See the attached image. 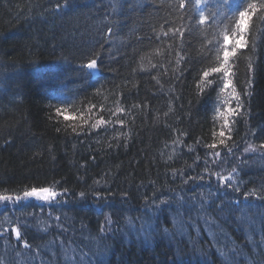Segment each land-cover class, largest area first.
I'll return each mask as SVG.
<instances>
[{
  "label": "trees",
  "instance_id": "16d2710c",
  "mask_svg": "<svg viewBox=\"0 0 264 264\" xmlns=\"http://www.w3.org/2000/svg\"><path fill=\"white\" fill-rule=\"evenodd\" d=\"M262 144L264 0H0V264H264Z\"/></svg>",
  "mask_w": 264,
  "mask_h": 264
},
{
  "label": "snow or ice",
  "instance_id": "6c2138e0",
  "mask_svg": "<svg viewBox=\"0 0 264 264\" xmlns=\"http://www.w3.org/2000/svg\"><path fill=\"white\" fill-rule=\"evenodd\" d=\"M183 3H181V7H183ZM59 8V5H57ZM256 10V4L249 3L247 7L244 10L239 11L238 13V19L235 22V29L229 32L228 34H225L223 37V49H222V56L218 57L219 62L215 67H211L203 72V77L208 78L210 73L220 74L222 77V84L223 86L220 88L221 93H226L230 88L231 93L230 96L232 98H235L238 100V94L235 91V88L233 87V81H232V69L229 67V61L230 58L235 57L237 54V51L241 48H244L247 46V41L245 39V32L248 28L249 21L251 20L252 14ZM201 23H203V20H201ZM110 31V30H109ZM95 53H93V58H90L88 63L84 65L87 69L94 70L97 68V60L94 58ZM209 84L211 85V81H209ZM225 104V110L220 111L217 109L218 115L223 118V128H227L229 125V117L234 116L238 114V111L240 109L239 103H237L236 107H232L231 100L226 96L224 99ZM119 111H123L122 109H119ZM57 112L59 114L60 110L57 109ZM123 123V121H120ZM87 123V121H85ZM104 123L102 119L96 120L95 123L91 124V128L95 129L100 124ZM73 132H76V128H73ZM215 136L216 133H213ZM219 136L221 139L219 140V145H225V132L221 130L219 132ZM230 139V137H229ZM226 146V145H225ZM207 147L216 149L218 147L217 143H212L207 145ZM262 148H264V144L261 145ZM247 150V149H246ZM215 156H220L219 152L214 153ZM233 172H235V169H233ZM232 177H220V180L222 183L225 184L226 187H231L230 181ZM235 191H239V188H235ZM66 191V190H65ZM59 195L57 191L54 190L52 187H40L36 188L33 187L28 191H25L23 196L24 198H38L44 202H49L55 200V198ZM83 195V194H81ZM247 198V196L245 197ZM11 196H0V200H11ZM16 201H19L21 197L17 196ZM13 232H15L16 236H20V232L16 229H12Z\"/></svg>",
  "mask_w": 264,
  "mask_h": 264
},
{
  "label": "bare ground",
  "instance_id": "6f19581e",
  "mask_svg": "<svg viewBox=\"0 0 264 264\" xmlns=\"http://www.w3.org/2000/svg\"><path fill=\"white\" fill-rule=\"evenodd\" d=\"M241 140H242L241 142H242L243 144L248 143V139H247V138H242ZM245 141H246V142H245Z\"/></svg>",
  "mask_w": 264,
  "mask_h": 264
},
{
  "label": "rangeland",
  "instance_id": "374dc122",
  "mask_svg": "<svg viewBox=\"0 0 264 264\" xmlns=\"http://www.w3.org/2000/svg\"><path fill=\"white\" fill-rule=\"evenodd\" d=\"M23 199H24V200H27V199H35V200H40V199H38V198H34V197H33V198H24V197H23ZM14 234H15V233H14ZM15 235H16V234H15Z\"/></svg>",
  "mask_w": 264,
  "mask_h": 264
}]
</instances>
